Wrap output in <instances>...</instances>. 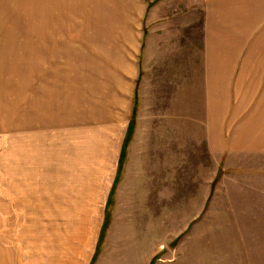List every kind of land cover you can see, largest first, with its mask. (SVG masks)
I'll return each instance as SVG.
<instances>
[{"label":"rangeland","instance_id":"1","mask_svg":"<svg viewBox=\"0 0 264 264\" xmlns=\"http://www.w3.org/2000/svg\"><path fill=\"white\" fill-rule=\"evenodd\" d=\"M64 1L0 0V264H264V0Z\"/></svg>","mask_w":264,"mask_h":264},{"label":"crops","instance_id":"2","mask_svg":"<svg viewBox=\"0 0 264 264\" xmlns=\"http://www.w3.org/2000/svg\"><path fill=\"white\" fill-rule=\"evenodd\" d=\"M62 4L65 3L64 0H62ZM227 14L223 11V15ZM264 122V114L263 111L260 113L255 114V117L249 121V123L247 124L246 128L248 129H256V128H263L262 126H260L258 124V122ZM243 138H249L250 141L246 142V143H250L252 146H258L257 144H260L263 140H264V133L262 132H253L252 134H248L246 131H244L243 133Z\"/></svg>","mask_w":264,"mask_h":264},{"label":"trees","instance_id":"3","mask_svg":"<svg viewBox=\"0 0 264 264\" xmlns=\"http://www.w3.org/2000/svg\"><path fill=\"white\" fill-rule=\"evenodd\" d=\"M131 129H132V124L129 122L128 127H127V131H126V135L124 137V144H123V148L121 149L120 153H119V162H118V166L121 165L122 159H123V154H124V145L126 144L130 134H131Z\"/></svg>","mask_w":264,"mask_h":264}]
</instances>
